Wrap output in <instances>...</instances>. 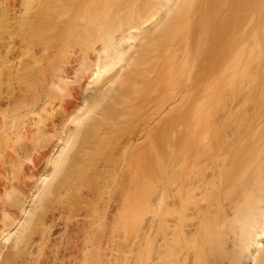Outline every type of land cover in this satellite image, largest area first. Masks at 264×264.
Wrapping results in <instances>:
<instances>
[{
    "label": "bare ground",
    "instance_id": "obj_1",
    "mask_svg": "<svg viewBox=\"0 0 264 264\" xmlns=\"http://www.w3.org/2000/svg\"><path fill=\"white\" fill-rule=\"evenodd\" d=\"M192 1L0 0L8 264H264V0L216 63Z\"/></svg>",
    "mask_w": 264,
    "mask_h": 264
},
{
    "label": "rangeland",
    "instance_id": "obj_2",
    "mask_svg": "<svg viewBox=\"0 0 264 264\" xmlns=\"http://www.w3.org/2000/svg\"><path fill=\"white\" fill-rule=\"evenodd\" d=\"M251 2H252V0H215V3H214L215 5H214L213 9H212V7H210V11L216 15V17L214 18L211 15V12L208 15V16H211V17L206 16V12H204L205 9H207L209 7V6L208 7L206 6L207 0H193L192 3H191V5H189L190 7L188 6L189 9L188 8H186L185 10L182 9L183 11H181L180 14L177 13L178 11L175 12V14H174L175 17H173L171 15V17L174 18V21H172V19H171L170 20V23L171 22H174V24H175V21H176L177 22L176 24L179 27L177 28L176 25H174V26L177 28V30L180 28L179 29L180 32H179V31L176 30V28H174L172 26V31H173V28H174V30H176L179 33V34H177L176 31H175L176 37H177V35H180V38H181V34L180 33H182V37H184V35L185 36H187V34L189 35L190 32H195L193 34H196L199 31L200 33H197L196 36L197 35L199 36V35L202 34V35H204V38H205V42L201 46V50L199 51V54H201L202 56H204L205 59H207V60L210 59V60H212L211 62L216 63V62L219 61L218 58H220V56L222 54V51H224V49L229 45L232 36L235 33L238 32V30L236 28H239L238 27V24H239V22L241 20L240 18L243 17V19H245V17L248 15V13L250 11V7H251L250 6ZM197 11H200L197 14L201 13V17H202V14H203V17H202L203 19L201 18L202 20H199L197 17H195V20L196 21L194 22V20H193L194 17L193 16H194V14ZM192 17H193V19H192ZM198 17H200V15ZM190 20H192L194 23L192 21H190ZM199 21H201V22L199 23ZM169 27H171V26L170 25L168 26L166 24V27H165L166 28V31L165 32H169L168 30H171V28H169ZM228 27H229L230 30H228ZM196 30H198V31L196 32ZM172 33L173 32H171V31L169 32V34H172ZM190 34L191 35L189 37H192L193 38V36H192L193 34L192 33H190ZM174 36L175 35H173L172 37H174ZM194 37H195V35H194ZM166 38L168 39L169 36L168 37L166 36ZM171 39H173V38H171ZM210 60H209V63H211ZM196 64H197V61H194L192 63L191 77H194V75L196 74L195 73L196 72ZM194 70H195V72H194ZM192 73H194V74H192ZM252 74L253 73H250L248 75H250V77H252V80L253 79L255 80V81L253 80L255 82L254 84H258L259 83V80H257L258 77L256 79L253 78L254 75H252ZM248 75L245 76V79H243L244 82H246V83H248L249 79L251 80V78L248 79V77H249ZM216 78H217L216 82L213 83L214 84V87H212L210 89V92L211 93L212 92L215 93V91L217 90V88H215V87H217V86L219 87V85H220V84L217 83V81H218V79L220 77L218 78V76H217ZM236 81L237 80H234V83L232 82L231 85L233 84L232 86H234L235 83H236ZM253 81H250V83H252ZM250 83H249V85H250ZM216 84H218V85H216ZM220 88H221V86H220ZM220 88H218V89H220ZM225 88L222 89V90L221 89L218 90V92L224 91L223 94L224 93L226 94V93H230V92H233L234 91V89L231 91V89H232L231 86H227L226 89H228V90H226ZM213 89L215 91H213ZM6 90L8 91V93H9L10 96H12V94H14L12 88H9L8 89V87H7ZM258 91H259V87H258ZM220 93H222V92H220ZM208 94H209V92H208ZM219 94H216V96L214 98H216ZM214 95L215 94H213V96ZM210 98H211V100H209ZM210 98H206V102L209 100V104H210V101H211L212 104H214L213 102H216L219 97H217L216 101H214V98L212 96H210ZM212 98H213V100H212ZM10 99L12 100V97H10ZM202 103H203V101H202ZM185 107H186V104H185ZM202 107H203V105H202ZM203 108H205V106ZM185 109H187V108H184L183 111H185ZM207 115L208 114H206V116ZM182 116H183V114H182ZM182 116H181V119L184 117V116L183 117ZM202 118H204V117H201V119ZM12 139H13V137H10V139H9L8 142H10V144H14V145H12L13 147H15L17 144L19 145V142L18 141L17 142H14V140H13L14 143H12L10 141ZM2 142H5V141L4 140H1V146L4 145L5 143L6 144L8 143V142H5L3 144ZM10 144H9V147H12ZM1 146H0V148H1ZM2 147H4V146H2ZM6 147H8V145ZM24 162H22V164ZM25 164L26 163H24L23 165H21V163H20V166L21 167L23 166L22 168H25L24 167ZM17 169L19 170V166L17 167ZM150 175H151V177L153 176V178H154V177L157 176V173H156V171L149 172V177H148L149 181L151 179H153V178L150 177ZM150 183L151 182H149V184ZM152 183H155V181L154 182L152 181ZM150 185H152V184H150ZM148 186L149 185L147 184V187ZM14 256H15L14 254H10L6 250H3L2 251V254H1V257H0V264H8V263H10L14 259Z\"/></svg>",
    "mask_w": 264,
    "mask_h": 264
}]
</instances>
